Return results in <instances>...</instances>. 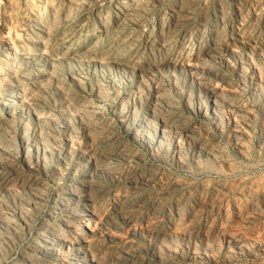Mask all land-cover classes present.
<instances>
[{
    "label": "rangeland",
    "instance_id": "rangeland-1",
    "mask_svg": "<svg viewBox=\"0 0 264 264\" xmlns=\"http://www.w3.org/2000/svg\"><path fill=\"white\" fill-rule=\"evenodd\" d=\"M0 264H264V0H0Z\"/></svg>",
    "mask_w": 264,
    "mask_h": 264
},
{
    "label": "bare ground",
    "instance_id": "bare-ground-1",
    "mask_svg": "<svg viewBox=\"0 0 264 264\" xmlns=\"http://www.w3.org/2000/svg\"><path fill=\"white\" fill-rule=\"evenodd\" d=\"M30 9V8H29ZM237 190V189H236Z\"/></svg>",
    "mask_w": 264,
    "mask_h": 264
}]
</instances>
